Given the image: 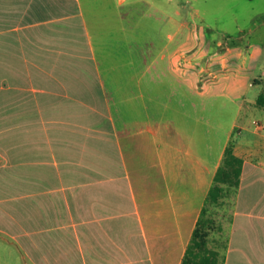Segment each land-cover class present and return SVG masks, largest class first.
Wrapping results in <instances>:
<instances>
[{
	"label": "crops",
	"instance_id": "obj_1",
	"mask_svg": "<svg viewBox=\"0 0 264 264\" xmlns=\"http://www.w3.org/2000/svg\"><path fill=\"white\" fill-rule=\"evenodd\" d=\"M124 2L0 0V264H182L230 143L208 248L264 264V107L231 92L264 70L222 80L169 30L140 40ZM218 97L238 105L223 136Z\"/></svg>",
	"mask_w": 264,
	"mask_h": 264
},
{
	"label": "rangeland",
	"instance_id": "obj_2",
	"mask_svg": "<svg viewBox=\"0 0 264 264\" xmlns=\"http://www.w3.org/2000/svg\"><path fill=\"white\" fill-rule=\"evenodd\" d=\"M82 1L88 7L89 13L94 11L107 14L112 11L108 9L118 0ZM133 4L139 10V14L135 16L136 21L133 23L138 25L134 33L139 32L140 40L147 39L155 30L158 31L157 35L165 37L166 40L169 30L175 34L176 39L184 41L189 48L190 56L213 59L212 67L220 74L222 80L227 72H233L235 67L244 66L242 63L245 59L247 60L246 68H242L241 71L247 82L259 78L263 72L264 0H126L123 6L131 8ZM109 22H113L112 17ZM132 36L125 35V39L128 41L132 39ZM227 43L233 47L232 52L227 50ZM217 50L220 51V55H213ZM251 53H253L252 56H250ZM223 55L230 58L227 68ZM260 89L261 85L257 83L251 86L245 95L237 91L231 92L235 100H243L245 106H250L255 105L254 102L257 100ZM218 98L210 101L212 105H215L214 107L224 102L229 106L223 113H213L219 115L218 119L224 125L220 129L221 136H223L238 105L232 97ZM259 113H264V111ZM257 116L260 118L259 114ZM250 118L247 117V119ZM216 207L213 201H208L209 212L207 210L203 219L209 235L220 231L218 219L213 218L219 212ZM225 259L224 254L222 264Z\"/></svg>",
	"mask_w": 264,
	"mask_h": 264
},
{
	"label": "trees",
	"instance_id": "obj_3",
	"mask_svg": "<svg viewBox=\"0 0 264 264\" xmlns=\"http://www.w3.org/2000/svg\"><path fill=\"white\" fill-rule=\"evenodd\" d=\"M257 103L264 107V78L262 90L257 97ZM243 162V158L235 153L233 143H230L226 147L223 162L215 175L214 185L210 190L208 201L218 202L225 192V185L229 187L239 185ZM205 211L204 208V213ZM208 236L209 231L202 217L194 230L182 264H221L218 254L208 248Z\"/></svg>",
	"mask_w": 264,
	"mask_h": 264
}]
</instances>
